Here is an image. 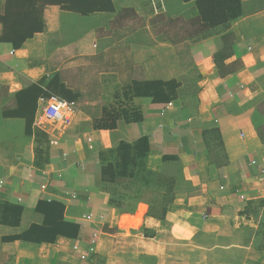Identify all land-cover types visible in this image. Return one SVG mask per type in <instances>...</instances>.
Instances as JSON below:
<instances>
[{
    "label": "crops",
    "instance_id": "1",
    "mask_svg": "<svg viewBox=\"0 0 264 264\" xmlns=\"http://www.w3.org/2000/svg\"><path fill=\"white\" fill-rule=\"evenodd\" d=\"M180 3L191 12L183 20L199 25L195 3ZM115 8L94 15L113 18ZM70 14L48 7L44 33L17 50L0 43V264H225L260 252L264 183L252 163L264 167V0H242L230 28L199 25L185 39L151 16L108 24L98 38L96 25L75 31ZM55 76L79 95L71 127L57 134L40 124L44 98L36 106L30 91H47L39 84ZM134 81L180 86L171 102L128 103ZM120 101L143 120L97 129ZM126 157L120 183L103 182V167ZM116 198L132 210L117 209ZM47 212L55 230L71 223L77 236L28 234Z\"/></svg>",
    "mask_w": 264,
    "mask_h": 264
},
{
    "label": "trees",
    "instance_id": "2",
    "mask_svg": "<svg viewBox=\"0 0 264 264\" xmlns=\"http://www.w3.org/2000/svg\"><path fill=\"white\" fill-rule=\"evenodd\" d=\"M184 3L194 2L198 11L197 22L204 29H215L218 27L230 28L231 22L239 19L242 16V0H182ZM48 7H58L63 12L77 14L83 17H89L94 14H112L116 12L115 3L113 0H6L3 10L0 14V23L3 25V33L0 37V43L12 45L14 49H20L24 44L32 39L36 34L44 33L47 28L44 17ZM39 85L46 86L47 91H43L40 86H33L30 91L34 97L37 106V100L41 98H50L58 96L68 103H75L79 95L74 94L60 82L58 76H55L49 83L46 80L41 81ZM179 84L176 81L165 82H139L134 81L132 85V94L126 95L124 98L128 103L133 97H151L154 102L166 103L171 102L177 96ZM117 98V95H116ZM120 99V97H118ZM117 98V100H118ZM128 99H130L128 101ZM121 100V99H120ZM119 103H122L120 101ZM120 111L116 108L104 109L103 120L96 126L99 130L113 131L117 129V122L124 119L126 123L140 122L143 116L137 108L130 106V112L126 109ZM37 108V107H36ZM143 145V144H142ZM141 145V147H142ZM123 148V149H122ZM121 152L130 149L128 145H122ZM129 153V152H128ZM126 152V154H128ZM124 159V158H123ZM175 160V159H174ZM127 157L118 166L109 164L102 169V180L108 184H118L123 176L127 174L128 165ZM165 195L164 205H160L162 215L158 218L164 220L166 215V206L170 204L172 199V189ZM112 205L117 209L128 212L131 207L126 208L118 198L110 200ZM19 218L22 215V210L17 209ZM49 212L46 213V220L43 226H33L28 234L49 233L54 232L63 236L75 238L78 228L71 224L65 223L64 229L60 232L55 230L53 218L49 217ZM55 234V235H57ZM55 237V236H54ZM49 238L36 239L35 241L43 242L44 240L53 242ZM32 240V239H29ZM34 240V239H33Z\"/></svg>",
    "mask_w": 264,
    "mask_h": 264
},
{
    "label": "rangeland",
    "instance_id": "3",
    "mask_svg": "<svg viewBox=\"0 0 264 264\" xmlns=\"http://www.w3.org/2000/svg\"><path fill=\"white\" fill-rule=\"evenodd\" d=\"M116 3V7L118 9V14L113 18L112 16H102L97 18L98 16H89L83 17L77 14H70L69 22L75 23L78 26L76 27L75 31L80 27V30L88 29L92 26L96 25L97 36L98 38H105L107 36V26L108 24H113L115 29L119 26L121 28L124 21L132 19L135 22L141 21L145 17L151 16L152 22H159L165 23L167 27L172 26V32L166 31L167 33H174L179 38L185 39L186 33L193 31V29H198L199 25L196 23L194 26L187 23L184 19L183 15H188L190 17L191 12L190 8H186L181 6L180 0H114ZM158 7L159 11H162V14H159L157 17L154 16L155 7ZM166 8H173L174 11L177 13L178 20L174 22H170V19H173L172 16L169 14V10L165 11L164 7ZM97 18V22H96ZM174 20V19H173ZM172 21V20H171ZM68 22V21H67ZM66 22V24H67ZM68 22V23H69ZM97 23V24H96ZM78 29V32L80 31ZM120 36L123 34L120 29L116 30ZM178 39V38H177ZM179 40V39H178ZM120 103H116V108H121L119 105ZM260 109L264 111V101L260 105ZM50 130H54L57 134L59 133V128L57 129L54 126L48 125ZM148 201H153V198L146 199ZM257 246V245H256ZM258 246L260 247L259 251L253 250H246L243 253H235L232 256L229 255L228 259L226 260L225 264H264V237L258 241ZM127 257V256H126ZM130 264H136V260H133ZM147 264H153L152 262H147Z\"/></svg>",
    "mask_w": 264,
    "mask_h": 264
},
{
    "label": "built area",
    "instance_id": "4",
    "mask_svg": "<svg viewBox=\"0 0 264 264\" xmlns=\"http://www.w3.org/2000/svg\"><path fill=\"white\" fill-rule=\"evenodd\" d=\"M40 101L43 102L40 124L54 126L59 128V131H65L71 127L76 115V109L71 103L58 96L44 98ZM252 165L259 170V182L264 183V167H261L256 161ZM82 258L86 257L82 256Z\"/></svg>",
    "mask_w": 264,
    "mask_h": 264
}]
</instances>
